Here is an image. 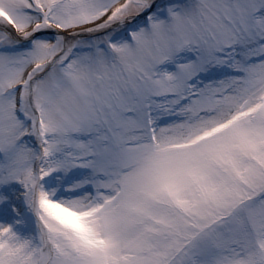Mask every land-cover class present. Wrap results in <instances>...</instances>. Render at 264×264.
<instances>
[{
	"label": "snow or ice",
	"instance_id": "snow-or-ice-1",
	"mask_svg": "<svg viewBox=\"0 0 264 264\" xmlns=\"http://www.w3.org/2000/svg\"><path fill=\"white\" fill-rule=\"evenodd\" d=\"M0 264H264V0H0Z\"/></svg>",
	"mask_w": 264,
	"mask_h": 264
}]
</instances>
